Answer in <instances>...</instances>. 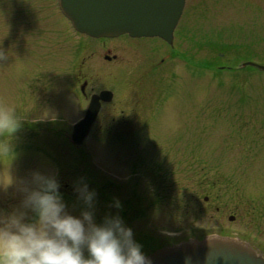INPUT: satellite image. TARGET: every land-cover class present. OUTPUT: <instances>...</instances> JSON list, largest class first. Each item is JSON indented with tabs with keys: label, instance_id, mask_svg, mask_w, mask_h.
Returning <instances> with one entry per match:
<instances>
[{
	"label": "rangeland",
	"instance_id": "rangeland-1",
	"mask_svg": "<svg viewBox=\"0 0 264 264\" xmlns=\"http://www.w3.org/2000/svg\"><path fill=\"white\" fill-rule=\"evenodd\" d=\"M74 34L58 0H0V110L18 120L12 134H0L9 145V153L0 151V214L24 210L22 189L35 187L32 174L38 171L55 176L61 188L86 183L96 193L97 224L117 214L128 223L131 218L109 205L111 195L93 181L114 180L113 199L123 207L135 180L144 182L147 203L150 180H158L167 201L131 228L145 245L142 251L152 240L230 234L264 254V71L244 66H264V0H186L174 43L175 53L189 60V75L177 57L163 66L170 64L172 77L146 79L141 88L139 60L118 75L117 65L88 58L86 51L74 60L82 39ZM160 48L154 61L168 55ZM78 74L96 90L116 77L122 94L159 98L169 86L178 99L166 113L145 118L111 119L102 112L86 141L75 145L72 127L82 112L66 91ZM64 96L69 107L59 104ZM120 121H127L129 133L117 127ZM63 200L74 216L87 209L79 194H64ZM27 211V219H34Z\"/></svg>",
	"mask_w": 264,
	"mask_h": 264
},
{
	"label": "clouds",
	"instance_id": "clouds-1",
	"mask_svg": "<svg viewBox=\"0 0 264 264\" xmlns=\"http://www.w3.org/2000/svg\"><path fill=\"white\" fill-rule=\"evenodd\" d=\"M17 127L14 112L0 110V134L8 136ZM0 151L9 153L7 141L0 142ZM32 183L34 188L22 189L26 193L23 211L0 214V264H151L122 217L117 214L102 224L95 222L96 193L86 183L76 188L87 205L79 217L66 210L55 176L37 171ZM115 206L121 207L119 201ZM27 210L35 213L34 219H27ZM212 241L208 238L209 247ZM257 256L264 259V254Z\"/></svg>",
	"mask_w": 264,
	"mask_h": 264
},
{
	"label": "flooded vegetation",
	"instance_id": "flooded-vegetation-1",
	"mask_svg": "<svg viewBox=\"0 0 264 264\" xmlns=\"http://www.w3.org/2000/svg\"><path fill=\"white\" fill-rule=\"evenodd\" d=\"M178 28V27H177ZM74 30V29H73ZM75 34L77 37H81L79 44V56L76 54L74 57V60L78 57L79 59L83 57V52H88V58L96 57L99 60H102L106 64L110 65H117L119 67L113 72L114 74H117L122 71V68H126V70H129V66L133 64L135 61L139 60L138 66H136L137 69H135V72L140 73V78L137 79V85L139 88L142 87V83L148 79H155L157 82L160 81V78L163 76H169L172 77L173 73L170 67V64H168L164 69L163 66L166 65V63H169L170 60H174L178 57L179 61H182L180 63L182 66L184 65V68L186 69V73L189 75V60H187L185 57L178 56L177 53H175V36H177V29L174 32V38L173 43L170 44L166 42L165 40H162L160 38H133L129 35L120 36L117 38H101V39H95L92 37H89L87 35H83L75 31ZM187 34V33H186ZM118 39H123V41H118ZM100 44L101 46V52H99L96 48H93V45L95 43ZM150 42H158L160 44V47L166 48L168 55L166 57H161L159 61H154V58H156L157 54L162 51L163 49L160 47H152L154 45L149 44ZM96 43V44H97ZM146 44L147 47H141V45ZM135 47V48H134ZM138 48V49H137ZM140 53H139V51ZM138 53L140 54V58L138 57ZM141 56L143 59L141 60ZM85 59V58H84ZM80 65V63L78 64ZM81 66V65H80ZM142 70L141 72H139ZM113 73H111L113 75ZM116 75V76H117ZM175 75V74H174ZM114 76V75H113ZM116 77H113L112 82L107 84L104 89L96 90L92 88V82L87 77H79V74L77 76V79L75 78V81H72L67 87L66 93L72 98H74V101L78 103V106L75 107V111L82 112L81 118H83L86 114L87 108L91 102V100L95 96L101 97L99 100V115L102 112H105L108 114V116L111 119H114L115 115L117 117L121 118H128L135 116V118H145L146 115H151L155 111V115H161L164 112L166 113L167 110L169 111V108L171 104L177 102L176 98L177 96H174L175 99H173V92L171 91V88L167 86L168 90L167 92L163 93L159 96V98H151L149 99V96L146 97V94L144 96L142 95H136V96H130L122 94V86L113 84V81H115ZM123 79V78H122ZM121 83H124V81H121ZM150 85V83H149ZM180 86V85H179ZM132 88V87H131ZM147 88V87H146ZM179 87L175 92H178ZM133 92L134 89L132 88ZM171 91V92H170ZM135 93V92H134ZM67 96L63 97V101L59 100V104L62 105V107H67ZM137 98V99H136ZM147 98V99H146ZM154 99V100H152ZM155 104H157V110H155ZM150 105H154V109H150ZM69 107V106H68ZM69 109V108H68ZM146 109V110H145ZM145 113V114H144ZM154 115V114H153ZM97 117V120H98ZM95 121L93 128H95V125L97 122ZM127 121H120L119 124H117V127H120L121 130H127V133H129V129L127 126H125ZM137 127V126H136ZM136 127H134L136 129ZM125 128V129H123ZM142 127H137V131L142 130ZM134 130V131H136ZM81 181V180H80ZM152 183L150 185L152 186V190H150V196L151 199L146 202L145 198V186L141 182V180L137 179L133 182L132 186L130 185V192H127V201H124L123 207H115V201L113 199L114 195V187L116 184L114 183V180L108 179V178H102L100 181H93V183L96 185V189H100L102 192L106 193L107 195L110 194L111 197L108 200L109 205L112 207L114 206L121 216H128L131 218L130 222L125 223L128 227L132 228L135 221H139L140 219L143 220L147 215H149L150 211L152 209H161L163 206V203L167 200L164 199L161 196V190L160 183L158 180H150ZM82 182V181H81ZM78 183V182H77ZM141 183V184H140ZM76 184V183H75ZM78 186L73 184V188ZM69 186L67 184L64 185L63 188L60 187L59 191L64 194H78V192L75 189L68 188ZM129 187V186H127ZM68 188V190H64ZM113 188V189H112ZM142 188V189H141ZM108 189V190H107ZM111 189V190H110ZM110 190V191H109ZM98 192V191H97ZM160 197V198H159ZM131 198V199H130ZM111 201V202H110ZM205 202L208 201V197L205 198ZM186 206L188 208V215H189V189L186 190ZM123 208V209H122ZM189 217V216H188ZM239 237V236H238ZM240 240H243L249 244H251L254 248H256L258 251L260 249L256 247L255 244H252L249 240L244 239L243 237H239ZM172 240V239H170ZM189 240V237L186 238H178L173 239L172 243H180L183 241ZM154 240L150 243V247L148 249L144 250L143 253L148 256L151 253L155 252L157 249L163 247V246H157L156 244H152ZM170 243V244H172ZM169 245V244H168ZM142 246H145L144 244ZM141 246V247H142ZM146 248V247H145ZM261 252V251H260ZM262 253V252H261Z\"/></svg>",
	"mask_w": 264,
	"mask_h": 264
},
{
	"label": "water",
	"instance_id": "water-1",
	"mask_svg": "<svg viewBox=\"0 0 264 264\" xmlns=\"http://www.w3.org/2000/svg\"><path fill=\"white\" fill-rule=\"evenodd\" d=\"M185 5L186 0H59L61 11L80 33L94 38L124 34L136 38L159 37L170 44ZM245 65L264 71V66ZM101 97L92 99L85 117L73 127L74 144H82L89 136ZM208 238L213 240L210 247ZM257 254L260 253L238 239L209 235L161 248L146 257L151 264H264Z\"/></svg>",
	"mask_w": 264,
	"mask_h": 264
},
{
	"label": "trees",
	"instance_id": "trees-1",
	"mask_svg": "<svg viewBox=\"0 0 264 264\" xmlns=\"http://www.w3.org/2000/svg\"><path fill=\"white\" fill-rule=\"evenodd\" d=\"M193 62V61H192ZM196 63V62H195Z\"/></svg>",
	"mask_w": 264,
	"mask_h": 264
}]
</instances>
